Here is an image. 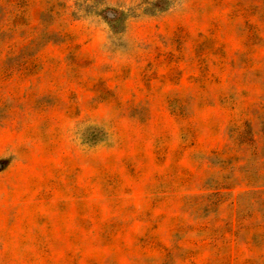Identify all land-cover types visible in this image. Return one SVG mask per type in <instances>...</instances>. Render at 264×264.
Segmentation results:
<instances>
[{
    "label": "rangeland",
    "instance_id": "obj_1",
    "mask_svg": "<svg viewBox=\"0 0 264 264\" xmlns=\"http://www.w3.org/2000/svg\"><path fill=\"white\" fill-rule=\"evenodd\" d=\"M0 264H264V0H0Z\"/></svg>",
    "mask_w": 264,
    "mask_h": 264
}]
</instances>
